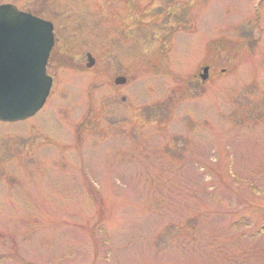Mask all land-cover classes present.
<instances>
[{
	"label": "rangeland",
	"instance_id": "rangeland-1",
	"mask_svg": "<svg viewBox=\"0 0 264 264\" xmlns=\"http://www.w3.org/2000/svg\"><path fill=\"white\" fill-rule=\"evenodd\" d=\"M15 1L67 52L0 122V264H264V0Z\"/></svg>",
	"mask_w": 264,
	"mask_h": 264
},
{
	"label": "water",
	"instance_id": "water-1",
	"mask_svg": "<svg viewBox=\"0 0 264 264\" xmlns=\"http://www.w3.org/2000/svg\"><path fill=\"white\" fill-rule=\"evenodd\" d=\"M54 45L53 24L15 5H0V120L34 116L46 103L53 84L47 62ZM88 66L94 64L89 54ZM208 67L204 68L203 80ZM123 84V76L115 79Z\"/></svg>",
	"mask_w": 264,
	"mask_h": 264
},
{
	"label": "flooded vegetation",
	"instance_id": "flooded-vegetation-1",
	"mask_svg": "<svg viewBox=\"0 0 264 264\" xmlns=\"http://www.w3.org/2000/svg\"><path fill=\"white\" fill-rule=\"evenodd\" d=\"M90 1H92V0H90ZM113 1H117V2H119V1H121L122 2V0H113ZM127 1V0H126ZM133 0H129L128 2H132ZM99 2H100V8H99V10H100V12L102 13V15L104 16L105 15V13H107V11H106V8H105V0H99ZM4 3H12V4H16V1L15 0H0V4H4ZM16 7L18 8V9H20V10H23V11H26V12H29V13H32V14H34V15H36V16H38V17H40V18H43V19H46V20H49V21H51L52 23H53V26H54V36H55V43H54V46H53V48H52V51H51V54H50V57H49V61H48V64H47V73L49 74V75H51V76H53L52 74H50L49 73V70H48V68H49V63L51 62V61H55L56 62V56H58V54L59 53H64V52H67L66 51V48L64 49V47H60L59 49H57V47H58V43L60 44V36H58V24L55 22V21H53V20H51L49 17H46V16H44L40 11H31V10H29V9H21V8H19L17 5H16ZM43 9V8H42ZM121 12H119V10H118V13H117V19H120L121 18ZM103 18H105V17H103ZM99 20L101 21V19L99 18ZM92 55L89 51L86 53V55H87V58H88V55ZM58 58V57H57ZM95 61V60H94ZM88 63H89V61L86 63V66L88 67ZM53 78H54V76H53ZM1 122V121H0Z\"/></svg>",
	"mask_w": 264,
	"mask_h": 264
}]
</instances>
